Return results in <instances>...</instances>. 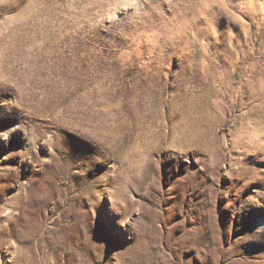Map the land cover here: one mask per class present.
Wrapping results in <instances>:
<instances>
[{
  "label": "rangeland",
  "instance_id": "374dc122",
  "mask_svg": "<svg viewBox=\"0 0 264 264\" xmlns=\"http://www.w3.org/2000/svg\"><path fill=\"white\" fill-rule=\"evenodd\" d=\"M0 264H264V0H0Z\"/></svg>",
  "mask_w": 264,
  "mask_h": 264
},
{
  "label": "bare ground",
  "instance_id": "6f19581e",
  "mask_svg": "<svg viewBox=\"0 0 264 264\" xmlns=\"http://www.w3.org/2000/svg\"><path fill=\"white\" fill-rule=\"evenodd\" d=\"M213 1H214V0H213ZM202 4L204 5V2H203ZM202 4H201V7L203 6ZM205 6H206V5H205ZM201 7H200V8H201ZM195 10H196V9H195Z\"/></svg>",
  "mask_w": 264,
  "mask_h": 264
}]
</instances>
